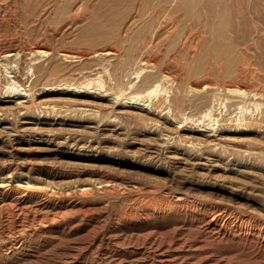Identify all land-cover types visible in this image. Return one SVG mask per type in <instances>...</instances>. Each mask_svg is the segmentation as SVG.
I'll return each mask as SVG.
<instances>
[{
  "label": "rangeland",
  "instance_id": "1",
  "mask_svg": "<svg viewBox=\"0 0 264 264\" xmlns=\"http://www.w3.org/2000/svg\"><path fill=\"white\" fill-rule=\"evenodd\" d=\"M1 181L0 264H264V0H0Z\"/></svg>",
  "mask_w": 264,
  "mask_h": 264
},
{
  "label": "bare ground",
  "instance_id": "2",
  "mask_svg": "<svg viewBox=\"0 0 264 264\" xmlns=\"http://www.w3.org/2000/svg\"><path fill=\"white\" fill-rule=\"evenodd\" d=\"M31 50H33V51H37V52H43V51H46V49H44V48H42L41 47V45L40 44H33L32 46H31V48H30ZM48 49V48H47ZM103 50V49H102ZM97 52V51H96ZM10 53H12L10 50L8 51L7 50V53H5V55H9ZM64 53H66V51L64 52ZM7 67V66H6ZM150 74V73H149ZM149 76V75H148ZM206 81V80H205ZM205 81H203V82H205ZM64 82V81H63ZM198 82V81H197ZM202 82V83H203ZM199 83V82H198ZM198 83H194L195 84V86L194 87H199L200 86V84H198ZM191 84V83H190ZM204 84V83H203ZM202 84V85H203ZM233 84H237V85H234L232 88H231V90H235V91H242V88L239 86V84L237 83V82H234ZM162 85V84H161ZM158 86H159V83L158 82H155V81H152V82H150V84L146 87V91H147V93L148 94H153V93H155L157 90H158ZM10 87V86H9ZM12 87H13V85L11 86V88L10 89H8V92L9 91H11L12 90ZM202 87V86H201ZM196 88V89H197ZM7 91V90H6ZM27 92V91H26ZM160 93V92H159ZM130 98H133V100L135 99H139V97H137V96H130ZM128 100V99H127ZM139 101V100H138ZM208 110V109H207ZM204 115H207L208 117H210V120H214L215 121V119H216V116L215 115H213L212 116V114H211V110H208V111H206L205 113H204ZM215 116V117H214ZM209 120V121H210ZM210 123V122H209ZM208 123V124H209ZM98 178H100V177H98ZM54 179V178H53ZM4 180V179H3ZM57 180V179H56ZM60 181V180H59ZM99 182H101V186H104V187H107L109 184H110V181H108V180H106V179H104V177L102 178V179H99L98 180ZM5 184V183H4ZM57 184V183H56ZM1 185H3L2 184V181H1V183H0V186ZM38 186V185H37ZM3 189V188H2ZM84 189V188H83ZM51 190V189H50ZM8 191V190H7ZM53 191V190H52ZM22 199V198H21ZM203 201V200H202ZM9 205H10V202H9V199H7L5 196H1V198H0V233H8L9 232V216H11L10 214H9ZM16 205V204H15ZM17 205H19V204H17ZM16 205V206H17ZM35 206V205H34ZM12 209H15V207L14 206H12ZM58 209V208H57ZM1 210H3V211H6V217L4 218V217H2L3 216V214L1 213ZM21 210V209H20ZM27 210V209H26ZM15 211V210H14ZM13 211V212H14ZM18 211H19V209H18ZM28 212V211H27ZM26 212V213H27ZM59 212V211H58ZM12 213V212H11ZM23 213V212H22ZM61 213V212H60ZM34 214V213H33ZM55 214V213H54ZM14 215H15V213H14ZM27 215V214H26ZM35 215V214H34ZM34 215H33V217H34ZM16 216V215H15ZM22 216H24V215H22ZM21 216V217H22ZM52 216V215H51ZM25 217V216H24ZM23 217V218H24ZM32 217V216H31ZM32 217V218H33ZM15 218V217H14ZM25 218H28V217H25ZM11 219H13V218H11ZM17 219V218H16ZM7 220V221H6ZM251 220V219H250ZM11 221V220H10ZM15 221V220H14ZM17 221V220H16ZM21 222V221H20ZM19 222V223H20ZM11 223H13V222H11ZM17 223V222H16ZM19 225V224H18ZM27 225V224H26ZM22 226V225H21ZM13 227V226H12ZM139 227V226H138ZM264 228V227H263ZM12 229V228H11ZM18 229V228H17ZM20 229V228H19ZM23 229V228H22ZM21 229V230H22ZM15 230V229H14ZM20 230V231H21ZM12 230H10V232H11ZM150 233H152V232H150ZM212 234V233H211ZM146 235V234H145ZM147 235H150V234H147ZM2 236V235H1ZM7 236V235H6ZM150 238V237H149ZM2 242V241H1ZM145 248V247H144ZM150 248V247H149Z\"/></svg>",
  "mask_w": 264,
  "mask_h": 264
}]
</instances>
